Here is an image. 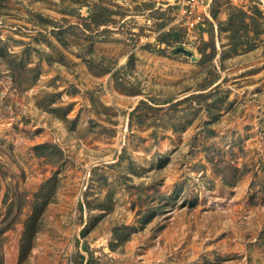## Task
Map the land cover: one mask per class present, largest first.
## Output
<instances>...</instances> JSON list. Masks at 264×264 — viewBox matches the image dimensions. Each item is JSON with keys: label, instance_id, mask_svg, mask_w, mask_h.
Returning <instances> with one entry per match:
<instances>
[{"label": "rangeland", "instance_id": "rangeland-1", "mask_svg": "<svg viewBox=\"0 0 264 264\" xmlns=\"http://www.w3.org/2000/svg\"><path fill=\"white\" fill-rule=\"evenodd\" d=\"M0 264H264V0H0Z\"/></svg>", "mask_w": 264, "mask_h": 264}, {"label": "built area", "instance_id": "built-area-1", "mask_svg": "<svg viewBox=\"0 0 264 264\" xmlns=\"http://www.w3.org/2000/svg\"><path fill=\"white\" fill-rule=\"evenodd\" d=\"M187 1L190 2V0ZM182 12L185 17L183 22L187 27H194L199 21L200 15L198 13H195L191 6L189 8L182 7Z\"/></svg>", "mask_w": 264, "mask_h": 264}]
</instances>
